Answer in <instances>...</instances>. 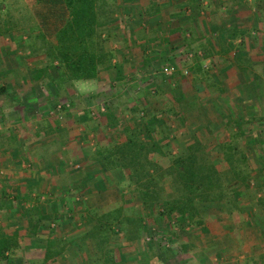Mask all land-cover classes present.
I'll list each match as a JSON object with an SVG mask.
<instances>
[{"label":"rangeland","instance_id":"rangeland-1","mask_svg":"<svg viewBox=\"0 0 264 264\" xmlns=\"http://www.w3.org/2000/svg\"><path fill=\"white\" fill-rule=\"evenodd\" d=\"M146 1L115 0L112 15L116 14V30L120 31L113 35L115 39H110L111 44L107 43L106 48L113 50L121 73L109 68L100 72L99 80L76 83L69 89V96L61 95L54 100L65 111H55L58 107L47 100L53 95L47 80L31 82L33 71L43 68L47 62L44 63L43 55L30 56L27 45H33L31 35L38 34L40 28L48 26L50 31L57 28L56 22L50 25L45 15L46 5L50 3L55 12L60 13L63 0H0V88L7 87L6 94L0 97V186L20 187L21 195L27 197L25 182L37 180L39 185L32 190L34 200L40 196L43 204H59L57 211L64 206L53 237L39 233L31 241H25L23 250L14 253L17 264H41L44 251L33 254V246L43 247L50 237L58 243L54 248L61 249L63 254L62 258L53 259L56 264H101L98 258L104 252L84 240L89 230L85 227L86 218L91 211L105 214L121 210L123 218L139 216L145 220L148 230L143 237L124 245L127 264H198V254L210 255L224 248L226 261L243 262L245 258H258L264 253V208L257 205V198H264V126L257 125L260 129L256 126L252 135L245 138L248 142L239 140L238 152L246 154L253 176L256 175L257 184L261 186L259 191L254 187L244 191L241 205L245 206V211L228 206H197L200 215L197 220L202 219L204 226L211 230V236L217 239L211 247L215 249L205 250L206 253L196 242L199 231L194 224L183 231L175 228L177 240L173 244L159 240L170 231L167 220L159 216L157 207L141 206L142 191L121 173L99 176L104 191L93 189L98 179L88 177L99 169L93 164L95 146L122 142L126 127H132V132H141L143 136V121L152 115L165 123V127L157 128L156 136H168V160L196 137L216 168L225 174L228 169L222 163L220 146L230 136L226 129L227 116L243 119L264 113V0H226L219 5L210 4L203 11L204 16H191L192 22L185 23V31L175 34L178 39L183 38V42L179 41L180 50L171 48L164 40L166 33L155 29L157 24L152 27L157 31L148 29L153 22L149 26L145 14L150 10H142V16L128 18L129 6L139 11L141 3ZM233 26L238 31H246L243 40L248 56L244 59V72L239 70L237 56L232 52L221 54V47L225 45L219 41V31ZM130 28L135 31L132 33ZM106 32L103 38L108 35ZM47 33L48 40H52L53 33ZM214 36H217L216 41ZM251 38H255L254 44ZM41 42L34 43L40 48ZM166 68L173 69L171 76H165ZM105 105L113 111L119 124L117 129H109L105 123L94 120L80 121L84 112H89L93 118L97 109L104 111ZM141 109L145 112L142 117L138 113ZM55 122L62 129L60 133L52 131ZM38 134H42L40 139ZM17 149L19 152L14 157L12 151ZM169 180L162 193L165 199L171 194L175 196ZM46 188L48 192L44 193ZM247 211L253 214L249 220L245 217ZM7 218L8 214H0V226L9 229V224L16 221L9 222ZM211 236H206L204 241H210ZM116 242L114 244L119 246L124 244L117 237ZM116 245L112 250L117 257ZM211 259L214 262V258Z\"/></svg>","mask_w":264,"mask_h":264},{"label":"trees","instance_id":"trees-1","mask_svg":"<svg viewBox=\"0 0 264 264\" xmlns=\"http://www.w3.org/2000/svg\"><path fill=\"white\" fill-rule=\"evenodd\" d=\"M113 16L109 14L102 0H63V11L55 17L57 28L54 29L52 40H47V35L38 31V34L31 35L33 45L25 44L30 49V56L43 55L44 63L47 62L43 68L33 71L31 82L38 83L42 79L47 80L53 92L47 100L53 106L58 107L55 111H65V108L54 100L61 98V95L69 96V89H72L76 83L99 80L100 72L109 68H115L119 74L121 73L116 66L117 61L113 50L106 48L109 43L108 36L104 35L106 38L102 36L107 27L116 21ZM245 35L246 31H238L235 26L227 31L220 30L218 34L219 41L226 46V48L221 47V54L232 52L235 57L237 56V66L241 72L246 71L243 64L248 56L244 52L243 37ZM247 35L253 37L248 33ZM216 37L214 36V41L217 40ZM238 39L239 44L236 46L235 42ZM11 40H13L12 36ZM39 40L42 41V44H39L40 48L34 43ZM254 41L255 38L251 40V43L254 44ZM193 56L196 60L199 59L197 54ZM6 88H0V97L6 94ZM181 99L183 96L180 94ZM104 108L103 112L97 109V114L93 118L89 112H84L80 121L85 123L87 120H94L99 124L105 123L109 129H117L119 124L113 111L106 105ZM138 113L141 117L145 115L142 109ZM227 119L226 129L230 136L220 146L222 163L227 165L228 169L225 174L216 168L206 148L196 137L186 144L183 151L168 160L166 153L169 152V138L165 135L156 136L157 128L165 127V123L162 119L152 115L149 120L143 121L145 132L143 136L141 132H132V127H126L123 130L125 138L122 142L108 146H95L93 164L99 169L88 178L96 180L102 175L121 173L128 182L142 191L141 206L148 204L151 208L152 205L157 207L159 216L167 220L166 226L170 231L161 235L159 240L163 239L166 243L173 244L177 240L174 233L175 228L183 231L188 225L194 224L199 231L196 242L203 249V253L205 250L215 249L211 247L216 243L217 239H214L216 236H211V230L204 226L202 219L197 220L200 219L197 206L214 205L222 208L228 206L244 212L243 207L245 206L241 205L245 199L244 191L247 192L253 187L259 191L258 188L261 187L257 184L256 175L253 176L248 157L245 153L238 152V146L242 139L247 140L245 138L252 135L257 125L264 126V113L243 119H231L227 116ZM54 124L56 127L52 131L60 133L62 129L58 127V122ZM257 129H260L259 126ZM41 137L42 134H38V139ZM163 142L164 146H162ZM18 152V149L13 150L12 155L15 157ZM167 179H170V187L175 192V196L171 194L168 195V199H165L162 193H165L164 185ZM38 185L39 181L33 179L25 182L27 197L21 195L20 187H12L8 184L0 186V214H8L9 222L16 221L15 224H9V229L0 226V264H17L14 253L23 250L25 241H31L39 233L52 235L56 223L60 220L55 207L51 210L52 212L54 210V213L49 214L43 207L40 199L42 197L38 196L35 200L33 199L32 190ZM93 187L96 191H104V183L100 179L95 181ZM47 192L48 190L44 193ZM259 199L257 198V205L262 209L264 198ZM96 212H89L86 218L85 227H89V230L84 234V240L92 245L96 244L98 251L104 252L98 258L101 264H127L125 247L127 244L139 241L146 233L148 229L145 220L139 216L123 218L121 210L105 214ZM252 216V212L245 213L248 220ZM247 225L250 224L247 222ZM231 231L229 234L233 233ZM206 236H211V240L204 241ZM51 237L47 241L45 256L41 264H46L48 261L54 262V258L63 255L61 249L54 248V244H58L56 241L49 242ZM116 237L124 243L122 246L114 244L117 243ZM82 241L81 239L80 242ZM115 245L119 254L117 257L114 256L112 250ZM185 252H188V247ZM198 257V264H264V253L258 258H245L243 262L224 260L222 249L210 255L208 253L198 254ZM212 257L215 262L212 261Z\"/></svg>","mask_w":264,"mask_h":264},{"label":"crops","instance_id":"crops-1","mask_svg":"<svg viewBox=\"0 0 264 264\" xmlns=\"http://www.w3.org/2000/svg\"><path fill=\"white\" fill-rule=\"evenodd\" d=\"M127 1L130 3L133 1L138 2V0H127ZM224 1H226V0H212L211 2H207V0L206 1H204V0H147L145 4L141 3V8H139L140 9L139 11H138V8L130 9V7H133V6H129V10L126 13V15H128V18L130 19L133 16L136 17V15L142 16V13H141L142 10H144V11L150 10V13L145 14L146 17H148V19L147 18L146 19L149 20L148 21L149 26L153 22L152 26L148 27V29L151 32L158 30L157 32H159V33L161 32V34H162V32L163 33L165 32L166 34L164 33L165 34L164 40L166 39V42L170 43V45L172 46L171 47L172 49L174 48V50H180V48H179L180 42L179 41L181 40V42H183V38L178 39V37H176L175 34L183 33L185 31V29H186L185 23H187L190 20V17L193 15H196L197 18H199V16H204L203 11H205L209 7L210 4L212 5V3H213L215 5H219V2H224ZM102 2L106 5V8H107V11L109 12V14H112L113 13V7L116 5L115 0H102ZM140 2H141V0H140ZM130 3H128V4H130ZM46 10H47V12H45V15L47 17H49L48 21H49L50 25L54 26V23L56 22L55 17L60 13L55 12L53 6L50 3H48L46 5ZM136 10L139 13H137ZM193 12H195V13H193ZM113 18H114V20H116V18H117L116 14H114ZM187 18H188V20H186ZM132 21H134V20L131 19V21L129 23L132 24ZM208 21H213V19L212 20L208 19ZM116 24H117V22L114 21L113 24H111L107 27L106 33L108 34L107 36L109 38L110 44H111L110 39H115V36H113V35L117 34V32L120 31L119 29L116 30V28H117ZM156 24L158 27L155 28L157 30H154L152 27H154ZM142 25L144 27V24H142ZM48 28H49L48 26L45 29L40 28L39 31H42L45 34L47 32H49V33L54 32L55 27L51 28V31ZM130 31L133 33L135 30H134V28H130ZM146 32L148 33L149 31L146 30ZM174 36H175V38H174ZM186 37H189V35H186ZM47 40H48V36H47ZM143 42L146 43L145 41H143ZM237 43H239V41ZM143 47L144 46H139V48H143ZM191 56L192 55L189 53V57H191ZM47 190L48 189L46 188L45 191H47ZM43 207L45 209H47L49 214L54 213V210H53V212L52 211L50 212L49 208L50 209H55V208L60 209L59 204H57V206H55L54 204L53 205L43 204ZM53 207H55V208H53ZM63 207L61 209L62 211L58 210L59 215H62L61 212H63V209H64ZM58 219H59V217H58ZM36 242L39 243V241L37 239H36ZM49 242L53 243L54 241H49ZM44 244L45 245L43 247H41V245L40 246H33V254L39 253L40 251L43 250L44 256H45V251H46V247H47L48 242L44 241ZM62 256H60V257L62 258ZM206 258H208V257H206ZM57 260H59V259H57ZM214 262H215V260H214ZM51 264H54V263L51 262ZM55 264H56V260H55Z\"/></svg>","mask_w":264,"mask_h":264},{"label":"built area","instance_id":"built-area-1","mask_svg":"<svg viewBox=\"0 0 264 264\" xmlns=\"http://www.w3.org/2000/svg\"><path fill=\"white\" fill-rule=\"evenodd\" d=\"M165 76H171L173 74V69H164Z\"/></svg>","mask_w":264,"mask_h":264}]
</instances>
